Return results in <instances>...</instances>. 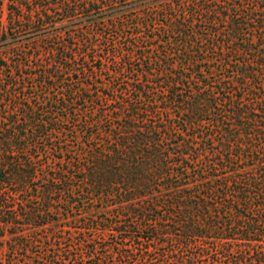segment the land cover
Returning <instances> with one entry per match:
<instances>
[{
  "label": "trees",
  "instance_id": "1",
  "mask_svg": "<svg viewBox=\"0 0 264 264\" xmlns=\"http://www.w3.org/2000/svg\"><path fill=\"white\" fill-rule=\"evenodd\" d=\"M120 1L45 0L39 4L47 10L40 21L56 24L48 10L57 6L71 19L78 12L93 16ZM161 13L171 18L174 37L136 51L140 61L156 69L142 63V74L152 79L128 84L139 98L145 95L146 103L124 101L95 121L99 131L88 130L90 141L77 160L81 176L73 178L88 195L114 198L118 217L139 219L132 228L161 222L154 230L162 245L161 236L168 234L178 236L181 248L214 241L253 254L250 264H264V0L170 1L138 26L151 28ZM6 34L0 21V37ZM223 45L230 46V55L220 53ZM86 47V52L97 49L92 43ZM63 50L49 47L53 64L67 61ZM152 89L164 97L151 96ZM165 112L172 115L165 118ZM26 113V123L11 119L0 131V224L14 220L2 189L6 178L24 189L35 178L31 162L13 160L23 148L20 130L26 124L33 136L47 134V121L33 109ZM207 117L211 128L187 132ZM54 191L55 185L43 190L42 208L52 203ZM43 212L32 208L27 217L39 225ZM117 228L123 232L128 225Z\"/></svg>",
  "mask_w": 264,
  "mask_h": 264
},
{
  "label": "rangeland",
  "instance_id": "2",
  "mask_svg": "<svg viewBox=\"0 0 264 264\" xmlns=\"http://www.w3.org/2000/svg\"><path fill=\"white\" fill-rule=\"evenodd\" d=\"M44 1L0 0V21L7 33L0 37V131L11 119L26 123V112L31 109L37 118L47 121V134L40 138L26 124L20 130L23 148L13 160L31 162L35 178L25 189L13 178H6L2 185L6 209L14 220L0 224V264H250L253 254H241L238 248H223L214 241L197 240L181 248L178 236L168 234L167 238L161 236L166 240L162 245L154 230L161 222L134 229L130 225L139 219L118 217L114 198L100 200L88 195L73 178L81 176L77 160L90 141L88 130L99 131L95 126L101 124L95 121L127 101L146 103L145 95L144 100L139 98L128 84L152 79L142 74V63L154 70L156 65L140 61L137 53L157 46L159 39L174 37L171 18L162 13L149 29L138 24L145 22L147 13L160 11L163 4L172 1L179 5L181 0H121L117 7L93 16L78 12L71 19L57 6L48 10L56 22L51 25L40 21L47 12L39 5ZM90 43L97 49L86 52ZM57 46L64 48L67 61L53 64L55 57L48 49ZM229 47L223 45L220 53L230 55ZM157 90L152 89L150 95L159 93L163 98ZM167 115L172 113L162 116ZM211 126L207 117L200 127L187 132L198 133ZM47 185H55V191L45 209L42 192ZM32 208L43 209L41 226L27 217ZM123 225L128 228L122 232L117 227Z\"/></svg>",
  "mask_w": 264,
  "mask_h": 264
}]
</instances>
